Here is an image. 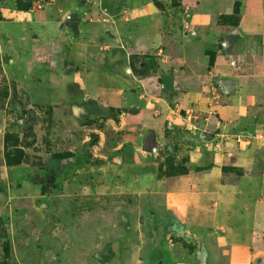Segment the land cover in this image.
<instances>
[{"label": "crops", "instance_id": "1", "mask_svg": "<svg viewBox=\"0 0 264 264\" xmlns=\"http://www.w3.org/2000/svg\"><path fill=\"white\" fill-rule=\"evenodd\" d=\"M87 1L52 0L26 22L39 36L52 25L65 40L43 51L56 70L72 68L80 92L88 95L93 70L119 80L108 102L124 121L117 178L125 196L148 200L147 216L167 232L136 252L156 255L151 264L264 262V0ZM20 21L1 24L0 38H27L9 32ZM65 51L72 57L61 59ZM151 137L154 153L145 150ZM170 161L183 170L170 172ZM120 209L123 238L130 225L159 231L136 207L132 223ZM93 221L109 222L103 213ZM103 256L98 263L109 262Z\"/></svg>", "mask_w": 264, "mask_h": 264}, {"label": "rangeland", "instance_id": "2", "mask_svg": "<svg viewBox=\"0 0 264 264\" xmlns=\"http://www.w3.org/2000/svg\"><path fill=\"white\" fill-rule=\"evenodd\" d=\"M51 2L0 0V25L21 16L19 25H8L9 32L28 34L12 41L0 38V264H83L78 258L101 264L96 259L102 255L110 257L104 264H143L139 259L146 258L144 264H151L156 255L144 258L136 251L142 246L152 250L156 238H166V223L147 216V199L125 196L117 178L124 121L108 102L115 91L110 84L119 80L109 82L101 70H93L87 95L74 86L70 66L54 68L53 55L43 49L54 43L65 46V40L58 39L52 25L39 36L26 22ZM93 41L98 48L102 45L101 39ZM60 55L72 57L66 51ZM144 145L142 141L143 154ZM169 163L170 172L183 170ZM123 207L131 223L136 207L143 222L159 224V231L130 225L123 238L118 231ZM102 213L109 222L96 225L93 219ZM87 214L92 223H87ZM102 235L109 238L105 246H99Z\"/></svg>", "mask_w": 264, "mask_h": 264}, {"label": "water", "instance_id": "3", "mask_svg": "<svg viewBox=\"0 0 264 264\" xmlns=\"http://www.w3.org/2000/svg\"><path fill=\"white\" fill-rule=\"evenodd\" d=\"M156 148H157V143L155 142L154 137H151L147 141V144L145 146V150H146V152L154 153L156 151Z\"/></svg>", "mask_w": 264, "mask_h": 264}, {"label": "built area", "instance_id": "4", "mask_svg": "<svg viewBox=\"0 0 264 264\" xmlns=\"http://www.w3.org/2000/svg\"><path fill=\"white\" fill-rule=\"evenodd\" d=\"M187 28H190V25L188 23H186L185 25ZM190 117H191V114H190Z\"/></svg>", "mask_w": 264, "mask_h": 264}, {"label": "trees", "instance_id": "5", "mask_svg": "<svg viewBox=\"0 0 264 264\" xmlns=\"http://www.w3.org/2000/svg\"><path fill=\"white\" fill-rule=\"evenodd\" d=\"M226 20H227V18L224 19V21H226ZM169 164H170V163H169ZM170 166H171V164H170ZM170 166H169V167H170Z\"/></svg>", "mask_w": 264, "mask_h": 264}]
</instances>
